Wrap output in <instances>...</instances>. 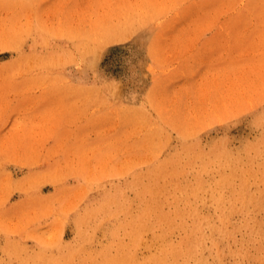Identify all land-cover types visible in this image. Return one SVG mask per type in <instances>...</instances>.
Here are the masks:
<instances>
[{
    "label": "rangeland",
    "instance_id": "rangeland-1",
    "mask_svg": "<svg viewBox=\"0 0 264 264\" xmlns=\"http://www.w3.org/2000/svg\"><path fill=\"white\" fill-rule=\"evenodd\" d=\"M0 264H264V0H0Z\"/></svg>",
    "mask_w": 264,
    "mask_h": 264
}]
</instances>
